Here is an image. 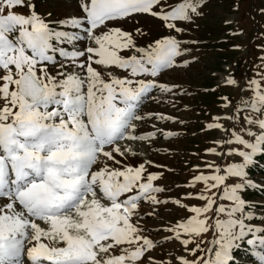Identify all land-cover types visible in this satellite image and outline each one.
Returning a JSON list of instances; mask_svg holds the SVG:
<instances>
[{"label": "snow or ice", "instance_id": "obj_1", "mask_svg": "<svg viewBox=\"0 0 264 264\" xmlns=\"http://www.w3.org/2000/svg\"><path fill=\"white\" fill-rule=\"evenodd\" d=\"M207 2L78 0L82 15L72 11L53 21L37 13L32 0H0V264H234L242 243L264 264V251L256 250L264 249V227L247 223L256 218L255 205L241 196L259 187L247 169L264 157V71L243 85L228 79L241 92L235 104L224 98L232 127L207 125L228 137L216 142L226 152L208 154L240 162L208 164L210 174L191 180L189 187L202 183L204 191L188 198L203 206L171 201L193 215L165 229L171 235L163 243L178 241L187 255L154 254L163 244L145 234L139 209L170 202L158 198L165 191L154 184L160 174L148 172L150 161L132 166L117 159L135 155L130 147L122 150V142L155 139V132L138 131L146 119L142 109L155 90L175 91L158 77L187 64L178 63L185 42L175 36L141 46L142 28L115 25H138L149 16L179 34L177 22L194 23ZM63 7L73 5L66 0ZM230 178L240 182L228 185Z\"/></svg>", "mask_w": 264, "mask_h": 264}, {"label": "rangeland", "instance_id": "obj_2", "mask_svg": "<svg viewBox=\"0 0 264 264\" xmlns=\"http://www.w3.org/2000/svg\"><path fill=\"white\" fill-rule=\"evenodd\" d=\"M36 11L46 20L59 21L67 17L72 11L82 15L78 0H70L73 8L63 7L66 0H32ZM182 0H168L175 5ZM27 11V9H25ZM203 15L196 18L194 23L177 22L182 33L170 32L161 21L153 17L139 18V24L123 23L120 26L126 31L135 27L142 28L145 35L138 37V43L144 46L147 41L172 35L184 41L182 48L184 55L178 58L181 65L166 71L159 82L176 86L173 93H162L155 90L152 98L146 100L142 114L146 119L138 129L140 133L155 132L156 137L150 142H122V150L130 147L135 155H128L127 159L117 156L123 163L138 166L140 163L150 161L146 167L148 172L160 174V179L154 182L156 186L163 187L164 192L159 199L169 200L168 204L153 206L141 203L140 214L144 217L141 226L147 229L146 235L154 242L163 244L155 251L157 257L187 255L178 241H169L164 244V238L170 236L165 229L177 222L186 220L193 215L186 208H181L171 201L180 200L186 206H203L204 202L188 198L204 191V185L198 183L189 187L191 180L201 174H210L208 164H216L225 168L232 163L240 162L237 156L210 155V149L226 152L227 147L220 148L217 141L227 139V134L219 129L209 130L210 123H221L225 128H231V123L224 119L231 114V107H225V99L229 98L233 104L241 99L240 89L228 86L227 80L235 78L238 84H246L247 80L257 78V73L264 71L261 58L264 57V0H208L202 9ZM51 13V15H49ZM70 30V29H69ZM68 50L70 46L64 45ZM84 47V42L78 45ZM127 56L130 53H122ZM58 59H63L59 58ZM113 75L122 76L118 69H112ZM247 98L248 90L243 93ZM151 116V119L147 117ZM163 116L170 119H157ZM216 117H221L219 121ZM173 133L166 138L165 133ZM231 147V146H228ZM159 166V167H158ZM264 164L261 157L257 163L247 169L249 178L259 187L245 189L241 196L247 205H255L256 218L250 223L253 227H264ZM237 179L230 178L228 185L239 183ZM218 203L229 204L228 201ZM158 215H148L151 212ZM251 236L246 237V239ZM204 239L210 241L212 233L205 234ZM195 244L189 245L194 248ZM264 251V249H256ZM201 253H197V256ZM234 264H258L251 255L250 246L242 243L233 252ZM188 259L194 257L188 255ZM175 264V261L173 262Z\"/></svg>", "mask_w": 264, "mask_h": 264}, {"label": "trees", "instance_id": "obj_3", "mask_svg": "<svg viewBox=\"0 0 264 264\" xmlns=\"http://www.w3.org/2000/svg\"><path fill=\"white\" fill-rule=\"evenodd\" d=\"M53 21H56V20H53ZM261 159H262V162H263V164H264V157H261ZM263 172H264V167H263ZM264 174V173H263Z\"/></svg>", "mask_w": 264, "mask_h": 264}]
</instances>
